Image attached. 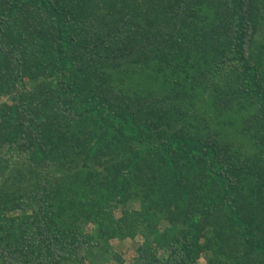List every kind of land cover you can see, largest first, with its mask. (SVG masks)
<instances>
[{
	"label": "trees",
	"instance_id": "trees-1",
	"mask_svg": "<svg viewBox=\"0 0 264 264\" xmlns=\"http://www.w3.org/2000/svg\"><path fill=\"white\" fill-rule=\"evenodd\" d=\"M201 260L264 264V0H0V264Z\"/></svg>",
	"mask_w": 264,
	"mask_h": 264
},
{
	"label": "rangeland",
	"instance_id": "rangeland-1",
	"mask_svg": "<svg viewBox=\"0 0 264 264\" xmlns=\"http://www.w3.org/2000/svg\"><path fill=\"white\" fill-rule=\"evenodd\" d=\"M140 240V239H138ZM140 242V241H139ZM114 244L117 245V243L115 242ZM134 247L135 245L132 244L131 242H128V243H125L121 246L122 248V251L124 252V255L125 257L128 259V257H131L132 255H134ZM201 264H205V261L204 260H201L200 261ZM90 264V263H88ZM93 264H99V263H96V261L93 263Z\"/></svg>",
	"mask_w": 264,
	"mask_h": 264
}]
</instances>
